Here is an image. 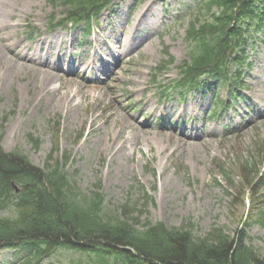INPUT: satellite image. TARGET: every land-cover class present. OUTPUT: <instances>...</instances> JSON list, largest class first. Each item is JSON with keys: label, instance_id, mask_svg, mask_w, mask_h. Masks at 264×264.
I'll return each mask as SVG.
<instances>
[{"label": "rangeland", "instance_id": "obj_1", "mask_svg": "<svg viewBox=\"0 0 264 264\" xmlns=\"http://www.w3.org/2000/svg\"><path fill=\"white\" fill-rule=\"evenodd\" d=\"M7 1L0 14L5 151L18 149L44 166L58 141L61 151L71 152L68 170L76 185L87 191L100 180L108 209L131 195L145 212L141 218L147 214L153 222L176 227L191 223L200 237L215 226L233 233L249 208L248 218L263 209L255 200L251 206L246 193L235 196L240 186L243 191L239 164L264 142V30L253 34L247 48L242 91L205 84L182 97L172 86L199 0H114L86 36L82 28H49L52 15L59 17L63 9L48 0ZM170 57L174 61L168 65ZM162 86L170 87L165 99ZM218 99L228 103L225 109ZM30 138L40 142L37 148ZM222 165L231 189L218 175ZM145 191L154 200L143 206ZM10 211L6 207L0 215ZM246 229L264 258V226L256 222ZM22 254L1 249L0 264H15ZM81 257L62 248L45 264Z\"/></svg>", "mask_w": 264, "mask_h": 264}, {"label": "trees", "instance_id": "obj_2", "mask_svg": "<svg viewBox=\"0 0 264 264\" xmlns=\"http://www.w3.org/2000/svg\"><path fill=\"white\" fill-rule=\"evenodd\" d=\"M48 1L63 8L59 21L52 15L54 26L82 23L88 29L112 0ZM263 30L264 0H199L185 29L186 55L178 65L176 88L187 94L206 78L241 88L249 64L247 48L253 34ZM173 61L170 57L167 64ZM30 142L33 148L40 144L36 138ZM55 144L43 167L22 151H5L0 144V212L11 209L0 215V250H22L16 264H45L62 248L82 254V259L63 264H264L246 229L256 222L264 226L263 141L239 164L243 191L240 186L235 196L246 193L251 206L255 200L263 209L248 218L249 208L242 227L233 233L215 226L203 237L194 234L191 223L176 227L153 222L147 214L141 218L145 212L137 200L130 201L131 195L111 211L101 181L81 190L68 170L71 152ZM222 167L218 175L231 189ZM142 199L143 206L154 200L146 191Z\"/></svg>", "mask_w": 264, "mask_h": 264}, {"label": "bare ground", "instance_id": "obj_3", "mask_svg": "<svg viewBox=\"0 0 264 264\" xmlns=\"http://www.w3.org/2000/svg\"><path fill=\"white\" fill-rule=\"evenodd\" d=\"M8 3V1L7 0H0V14H3V7H4V5L5 4H7ZM4 24V23H3ZM4 25H6V24H4ZM0 37L3 39V40H5L4 38H5V36L4 35H1L0 34ZM7 48H10V47H7ZM20 59H24V60H27V61H30V58H29V60H28V58L26 57V56H19V55H17ZM32 59V58H31ZM41 62L42 63H45L44 65H43V67L45 68V70H47L46 68H47V65H48V63H46V61L45 60H41ZM48 80H49V78H46V76L43 78V82H42V88L43 89H46V84L48 83Z\"/></svg>", "mask_w": 264, "mask_h": 264}]
</instances>
